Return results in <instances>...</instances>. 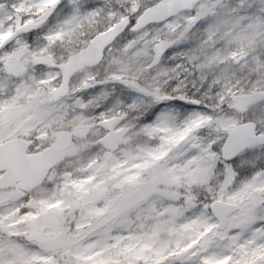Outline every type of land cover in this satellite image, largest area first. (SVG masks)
I'll return each mask as SVG.
<instances>
[{
    "label": "snow or ice",
    "instance_id": "1",
    "mask_svg": "<svg viewBox=\"0 0 264 264\" xmlns=\"http://www.w3.org/2000/svg\"><path fill=\"white\" fill-rule=\"evenodd\" d=\"M172 2L0 0V264H264V124L165 43Z\"/></svg>",
    "mask_w": 264,
    "mask_h": 264
},
{
    "label": "rangeland",
    "instance_id": "2",
    "mask_svg": "<svg viewBox=\"0 0 264 264\" xmlns=\"http://www.w3.org/2000/svg\"><path fill=\"white\" fill-rule=\"evenodd\" d=\"M8 2L10 4L12 0ZM194 10L196 17L204 21V24L193 27V22L188 19L190 13H185L175 18L174 27L167 33L166 40L176 38L177 45H188L184 54L190 57V64L194 63L201 81L206 78L209 86L219 81L238 89L239 93L248 89H264V71H261L264 69V53L243 56L244 59H240L239 63L230 59L231 50L234 48L237 50V47H241L246 52L254 48V41L246 46L239 44L247 38H254L264 51V0H204ZM211 23L214 24L213 27ZM205 34L215 36L219 46L204 48L200 41ZM168 63H179V60H170ZM141 73L142 69L137 74ZM148 83L151 85L153 82ZM100 87L103 89L104 86ZM245 113L249 119L264 124V101L249 108ZM238 118L239 115L233 117L232 122ZM88 143L90 137L81 139V159L88 155V152L83 150ZM120 146L126 151L137 150L134 143L124 140ZM152 219L149 214L142 223H148Z\"/></svg>",
    "mask_w": 264,
    "mask_h": 264
},
{
    "label": "water",
    "instance_id": "3",
    "mask_svg": "<svg viewBox=\"0 0 264 264\" xmlns=\"http://www.w3.org/2000/svg\"><path fill=\"white\" fill-rule=\"evenodd\" d=\"M200 0H173V2L169 5V7L162 9L159 14L156 16L157 19H162L164 16L174 15L176 16L178 13L185 11V10H192L193 6L196 5ZM166 44H173L172 42L168 43L165 41ZM264 98V92L261 93H253L249 96H242L240 99L243 101L245 105H250L253 102ZM118 139L114 142L116 143ZM12 143L19 145L20 140H11ZM13 164L17 168H23L24 162L19 159L18 157L12 158Z\"/></svg>",
    "mask_w": 264,
    "mask_h": 264
}]
</instances>
